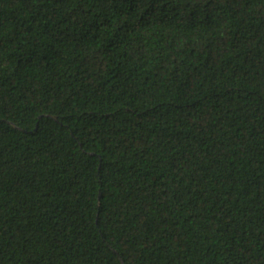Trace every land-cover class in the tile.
<instances>
[{
	"label": "trees",
	"instance_id": "16d2710c",
	"mask_svg": "<svg viewBox=\"0 0 264 264\" xmlns=\"http://www.w3.org/2000/svg\"><path fill=\"white\" fill-rule=\"evenodd\" d=\"M0 264H264V0H0Z\"/></svg>",
	"mask_w": 264,
	"mask_h": 264
}]
</instances>
